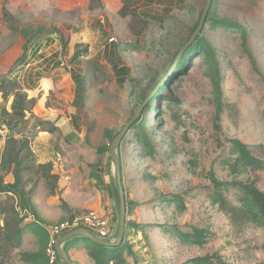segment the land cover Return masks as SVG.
Segmentation results:
<instances>
[{"label": "rangeland", "instance_id": "rangeland-1", "mask_svg": "<svg viewBox=\"0 0 264 264\" xmlns=\"http://www.w3.org/2000/svg\"><path fill=\"white\" fill-rule=\"evenodd\" d=\"M121 3V9L111 13L99 7L101 0H90L83 9L69 11L65 19L62 16L66 22L62 31L57 25L49 30L59 42L55 46L52 42L44 52L47 58L39 64L25 65L27 70L22 68L17 80L29 90L33 84L38 87L40 77L59 79L52 73L55 47L59 49L58 57L66 70L60 73L62 86L54 85L59 89L57 93L54 88L50 90L47 103L70 118L67 124L72 131L76 123V133L71 135L78 140L75 153L81 155L80 176L95 181L101 195L113 196L115 224L119 207L114 166L110 152L100 153L99 149L109 147L110 138L160 82L196 28L206 0ZM233 24L245 28L248 49L264 78V0H214L189 58L175 67V75L165 82L166 89L157 103H152L153 109L145 111L136 130H129L117 150L126 215L121 257L112 264H193L199 258H207L211 264H264V232L253 226L236 230L208 198L210 171L218 181L248 180L264 192V171L234 177L228 165L235 158L229 153L230 140L247 145L264 161V83L242 50V39ZM76 45L80 51L86 49L87 55L72 63ZM110 45L115 49L109 47L108 51ZM209 51L218 61L222 78L220 131L213 128ZM117 65L128 69L125 82L117 81L118 75L112 70ZM74 77L82 87L79 109L71 102L73 88H78ZM71 81L74 86L71 83L68 91ZM162 96H170L175 103H162ZM105 130L111 132L110 137L104 136ZM144 133L151 148L138 141ZM51 135L52 146L63 138L61 132ZM61 145L66 143L61 141ZM150 151L153 156L146 155ZM232 196L233 192L227 195L230 201ZM90 211L101 216L98 211L84 210L73 218ZM194 230L202 231L201 246L184 242L178 234H192ZM10 254L8 250L4 264H20L17 256Z\"/></svg>", "mask_w": 264, "mask_h": 264}, {"label": "crops", "instance_id": "crops-1", "mask_svg": "<svg viewBox=\"0 0 264 264\" xmlns=\"http://www.w3.org/2000/svg\"><path fill=\"white\" fill-rule=\"evenodd\" d=\"M89 2V0H0V83L5 79L14 77L18 80L21 69L27 70L24 67L25 65H30L31 62L39 64L47 58L44 52H47L52 42L55 46L58 41L56 37L53 39L55 33L49 31L51 27L57 25L58 29L62 31L61 26L66 24L65 21H62V16L65 19L69 11L83 9L88 6ZM101 5V8L104 7L105 10L111 13H113V9L119 11L122 7L121 0H101ZM109 47L115 49V45H110L107 49ZM55 48L57 56L53 58V61L55 60L56 65L52 73L59 79L40 77L38 87L33 84L29 90L28 88L25 89L26 94L29 93V95L27 94L28 99L34 100L35 109L33 115L27 114L25 121L18 124L13 134L15 138L28 139L36 165H51V175L57 178L54 194H49V187L39 176H35L31 172L22 174L24 181L27 180L25 193L30 198V203L38 219L29 211L20 209L17 197L13 198L11 194H0V200L5 204L12 198L14 199L15 211L19 218L23 219L19 226L21 235L18 246L12 248L3 245V249H0V258H2L0 264H4L8 260L4 259L8 250H11L10 257L13 253L12 258L17 256L20 264H30L21 260L20 253L37 252L45 240V235L48 236L46 227L72 219L74 214L84 210L98 211L102 217L110 219L109 239L115 238L114 221L117 218L113 196L101 195V192L96 189L95 181L87 177L82 179L78 167L81 165L78 164V156L81 155L77 156L75 153L78 143L76 141L78 140L77 137L75 139L73 138L74 135H71L76 133V123H74V131H72V127L67 124L70 118L65 117L60 109L47 103L48 99L46 97L50 90L54 88V93H57L55 91L59 89L54 85L59 83L62 86L60 73L66 70L65 67L62 68L59 64L58 59L60 57L58 56L61 53H58L59 49L57 47ZM37 69H39V66ZM112 70L118 75L117 81L120 83L125 82L128 73L126 67L117 65L113 66ZM71 83L74 86L71 81L68 84V91H71ZM73 91L72 106L74 109L75 107L79 109L82 104L77 98L75 86ZM9 100L8 104L5 105L8 112H10L12 103V99ZM0 103H2L1 94ZM32 116L37 120L31 125V121L34 120ZM40 122L46 123L44 129L40 128ZM2 126L0 124V159L5 142L11 134L6 127L3 129ZM25 128H27V131ZM54 131L61 132L63 138H60L59 141L55 140V145L52 146L51 133H54ZM61 141H64L66 146L62 147ZM71 161L74 163L72 164ZM122 180H124L123 177ZM13 182L14 179L11 174L4 177L5 184H12ZM0 226H2V218L0 219ZM92 235L97 237L96 234L92 233ZM94 244L87 239L75 237L63 242L60 247L73 264H94L89 256V251L93 249ZM61 263L63 264V262ZM109 264H112V262Z\"/></svg>", "mask_w": 264, "mask_h": 264}, {"label": "trees", "instance_id": "trees-1", "mask_svg": "<svg viewBox=\"0 0 264 264\" xmlns=\"http://www.w3.org/2000/svg\"><path fill=\"white\" fill-rule=\"evenodd\" d=\"M213 2L214 0H212V4ZM99 7H101V5ZM207 21L208 15L204 22V26ZM232 28L235 32L240 34V37L242 39V50L248 55L253 69L264 83V78L260 76L255 66L252 55L248 49V35L245 28L240 25L234 24L232 25ZM201 33L202 31L200 32V34ZM199 35L195 39L194 43L184 52V55L181 57L177 66L187 61L193 47L196 45V43H198ZM79 46L80 45L75 46L74 54L72 56V63H76V61L79 60L80 57H84L85 55H87L86 49H84L83 51L78 50ZM205 50H208V48L206 47ZM209 52L211 56L209 72L211 70L210 77L213 87V97L215 105L213 128L215 129V131H220V121L224 110L222 78L219 71L218 61L213 55V52ZM175 73V71L172 72L166 83H168V81L175 75ZM74 80L78 84L77 98L81 101V82L76 77H74ZM166 83L159 87L154 97L144 108L140 117L130 128V130H136L137 125L140 124L141 117L142 115H144L145 111L148 109H153L152 103H157L158 96L161 95L162 90L166 89ZM155 87L156 85L150 90V92L154 90ZM0 94L2 98V103H0V124L5 126L11 133L10 137L5 142V147L0 159V194H11L13 198L17 197L20 209L29 211L34 217L38 219L36 212L30 203V198L27 197L25 193L24 189L27 180L24 181L22 174L31 172L35 176H39L40 178H42L46 182L47 187H49V194H54L57 178L54 175H51V165L35 164L33 155L29 147L28 139L15 138L13 135L18 124L24 122L26 115L32 111L35 102L32 99H28L25 90L18 84L16 77L12 79H5L0 83ZM10 98L12 99V103L10 106V112H8L5 105ZM159 99L162 103L166 100L170 103H175L174 99L170 96H162ZM39 124L40 128L44 129L46 123L40 122ZM104 136L106 138L110 137L111 132L105 130ZM115 136H112L110 138L109 143H111L112 139ZM138 141L144 144V146L151 148L150 146H148L150 140L146 133H144L142 136H139ZM229 143V153L230 155L235 157L232 162H228L231 175L236 177L242 174H247L250 171H264V161L257 159L251 153L247 145L238 140H230ZM106 150L109 151V147H103L99 149L100 153L105 152ZM146 155L153 156V153L151 151L146 152ZM7 174H11L13 176L14 182L12 184L4 183V177ZM208 179L212 185V189L208 194V198L211 200V203L217 206L219 211L228 218L229 223L233 228H235L236 230H240L245 226H253L261 229L264 232V192L261 191L254 182L248 180H233L230 182H221L216 179L213 171H210L208 173ZM230 192H233V201H230L227 197ZM13 198L7 204L3 203L0 200V219L2 218V226H0V249H3V245L16 248L20 242L21 229L19 226L22 223L23 219L19 218V215L15 211ZM169 203L170 202L168 201V204ZM178 234H181L182 240L184 242H190L198 246H201L204 242L202 231L194 230L192 234ZM47 244L48 236L45 235V240L41 244L40 249H38L37 252L34 253H20L21 260L27 261L30 264H48L45 254ZM120 255L121 254L119 253V247L106 248L96 244H94L93 249L89 251L90 259L94 264H109L110 262H117L121 257ZM210 262L211 261H209V259L207 258H199L195 259V261H193V264H211Z\"/></svg>", "mask_w": 264, "mask_h": 264}, {"label": "water", "instance_id": "water-1", "mask_svg": "<svg viewBox=\"0 0 264 264\" xmlns=\"http://www.w3.org/2000/svg\"><path fill=\"white\" fill-rule=\"evenodd\" d=\"M212 4V0H206V3L204 5V8L201 12V15L199 17L198 24L196 28L194 29L192 35L186 42V44L181 48L180 52L177 54L175 60L173 61L172 65L170 68L165 72L164 76L161 78L160 82L156 85L155 89L152 90L145 100L141 103V105L134 111V113L131 115V117L127 120V122L122 126L120 131L116 134V136L112 139L110 145H109V152H110V157L114 166V173H115V179H116V186H117V194H118V224H117V230L115 233V238L113 241H107V240H102L91 233H89L87 230L83 228H79L76 230H73L65 235H62L56 240L55 243V250L63 262V264H73L67 254L61 249L60 244L63 242H66L74 237H81L83 239H87L89 241H92L93 243L106 247V248H117L120 246L123 235H124V229H125V197H124V190L122 186V180H121V168H120V163L117 158V149L119 148L122 140L126 137L128 134L130 128L135 124L137 119L140 117L142 111L144 108L148 105L150 100L154 97L156 91L161 87L170 77L172 74L173 70L177 66L178 62L180 61V57L185 52L188 47H190L197 36L200 34V32L203 29L204 22L206 20V17L209 13L210 7Z\"/></svg>", "mask_w": 264, "mask_h": 264}, {"label": "built area", "instance_id": "built-area-1", "mask_svg": "<svg viewBox=\"0 0 264 264\" xmlns=\"http://www.w3.org/2000/svg\"><path fill=\"white\" fill-rule=\"evenodd\" d=\"M58 62L60 66H63L64 63L62 58H59ZM2 128L4 129L5 126H2ZM79 228H83L91 234H96L99 239L107 241L114 240L109 239L111 220L104 218L93 211L87 212L82 216L74 217L58 224L50 225L46 227V230L48 232V244L45 254L48 264H62V261L55 250L56 240L62 235H65ZM116 230L117 224L114 223V235L116 233Z\"/></svg>", "mask_w": 264, "mask_h": 264}]
</instances>
